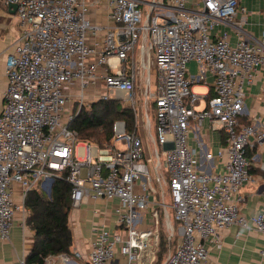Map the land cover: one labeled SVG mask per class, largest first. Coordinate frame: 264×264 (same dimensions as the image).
<instances>
[{"label": "built area", "instance_id": "obj_1", "mask_svg": "<svg viewBox=\"0 0 264 264\" xmlns=\"http://www.w3.org/2000/svg\"><path fill=\"white\" fill-rule=\"evenodd\" d=\"M102 1L110 9V25L93 22L87 14ZM241 1L4 0L17 4L22 30L7 58L0 111V239L10 238L18 210L26 217L27 191L41 181L46 191L65 170L72 207L89 199H119L116 226L104 221L94 226L90 264H112L117 251L126 264L154 263L159 212L153 211L154 228L142 227V212L154 203L165 206L155 199L166 193L165 184L180 239L162 264H207L206 240L234 224L264 232V211L247 216L241 207V187L255 180L252 137L264 141V132L240 119L246 86L264 69V33L245 40L248 11ZM238 14L240 39L232 43L228 30L219 28L234 24ZM191 61L214 75L213 94L201 109L195 107L200 94L192 90L194 81L188 76ZM152 67L158 73L154 90ZM144 72L145 95L137 106V80ZM110 98L133 107L137 129L128 130L119 121L105 146L80 140L71 127L73 119L84 106ZM137 108L154 144L148 152ZM205 119L226 134L218 152L225 160L215 173L198 169L197 151L188 143L191 125ZM80 146L86 149L83 156L77 154ZM257 166L264 172V157ZM16 185L22 187V203L15 201ZM61 256L66 262L71 258L68 251ZM21 262L37 264L26 257Z\"/></svg>", "mask_w": 264, "mask_h": 264}, {"label": "crops", "instance_id": "obj_2", "mask_svg": "<svg viewBox=\"0 0 264 264\" xmlns=\"http://www.w3.org/2000/svg\"><path fill=\"white\" fill-rule=\"evenodd\" d=\"M241 5L248 11L247 22L243 25L242 33L245 40L262 37L264 0H242ZM92 9L90 18L93 22L103 25L112 24L109 16L110 9L105 1ZM241 15L238 14L234 24L229 26L222 24L219 28V30H228V39L232 43H237L240 39L235 22ZM21 30L16 11H13L4 0H0V111L7 88V58L15 50ZM188 76L194 81L192 90L193 86L198 83L200 85V91H202L199 93L200 102L195 107L201 109L206 105L208 96L213 93L214 75L208 67L191 61ZM142 80L143 76H138V85ZM240 119L244 123L254 124L256 131L264 132V69H259L254 81L246 86V104ZM252 141L254 148L249 149L253 156L250 170L255 180L240 189L242 211L247 216L264 211V172L257 166L259 160L264 157V141H260L255 136L252 137ZM188 143L197 151L198 169L201 172L215 173L222 169L225 156L218 154L226 144V134L222 129L211 128L208 119L200 125L193 123L189 131ZM208 153H212L211 158L208 157ZM15 188V201L22 203V187L16 185ZM118 204L117 198L112 200L100 198L89 199L78 207H73L69 215V224L73 233V244L68 251L71 258L66 262L61 253L50 255L45 260L46 264H90L89 253L95 238L94 226L104 221L110 228H114L116 226L115 207ZM161 206L154 203L147 211L142 212L145 218L142 227H156L153 211L157 210L160 213ZM175 223L178 225L176 220ZM167 225H171L169 221ZM34 236L35 231L26 223L23 212L18 210L13 220L10 238L0 239V264H22V258L26 257L34 245ZM206 247L209 252L207 264H264V232L256 229L237 224L231 225L222 229L218 236L207 239ZM76 251H80L82 255L76 256ZM112 264H126V257L117 251Z\"/></svg>", "mask_w": 264, "mask_h": 264}, {"label": "trees", "instance_id": "obj_3", "mask_svg": "<svg viewBox=\"0 0 264 264\" xmlns=\"http://www.w3.org/2000/svg\"><path fill=\"white\" fill-rule=\"evenodd\" d=\"M119 121L128 130L137 129L136 112L133 107L120 98L97 99L80 110L71 127L77 130L80 140L105 146L114 135L115 122ZM249 155L252 156L250 151ZM67 172L62 171L55 177L51 196L41 187L33 186L27 191L24 200L25 221L35 231L34 245L26 255L28 263L45 264L48 256L70 251L73 233L69 215L73 207L72 185L66 179ZM168 245L169 239L162 227L158 247V250L162 249L160 257ZM156 260L157 255L154 263Z\"/></svg>", "mask_w": 264, "mask_h": 264}, {"label": "rangeland", "instance_id": "obj_4", "mask_svg": "<svg viewBox=\"0 0 264 264\" xmlns=\"http://www.w3.org/2000/svg\"><path fill=\"white\" fill-rule=\"evenodd\" d=\"M145 8V6H143ZM93 9H90L87 11V14L90 16L91 12H92ZM139 57V50L137 51V58ZM147 71V70H146ZM147 72H144L143 74V80L141 81L140 85H138L137 83V88H136V92H137V99H138V102H137V106L140 102V99L141 98H144V85L146 84V75ZM157 69L155 67H152L151 70H150V80H151V89L154 90L156 89V85H157ZM199 84V83H198ZM195 85L193 86V91L196 92V93H202V91H200V85ZM141 86V88H140ZM143 89V90H141ZM122 99V98H120ZM152 97L149 98V101L151 102L152 101ZM123 100V99H122ZM124 101V100H123ZM86 107V106H84ZM137 115H138V127H139V133L141 135V138L143 140V145L146 149V151L148 152V147H153L154 144H153V141H152V137L150 136V138L147 137V134H148V131L143 127V121H142V112H141V108H137ZM151 117L153 119V124L154 123V114L153 112H151ZM147 131V132H146ZM149 135V134H148ZM153 136H157V132H156V129L154 128L153 129ZM117 144L119 146H122L120 142H117ZM85 147L83 146H80L77 150V154L78 156H83L85 154ZM146 152V154H147ZM162 161H163V157H162ZM151 171L153 173V165H151ZM54 180H55V177H54ZM40 185H42V181L40 183H37L35 184V187H40ZM165 189H166V193L163 195V196H156V200L159 199L161 200L165 206H161L160 207V224H159V231L161 233V230H162V227L164 228L167 236H168V239H169V245H168V248L163 252L162 256L160 257V254L162 252V249L159 248L158 252L156 253L157 255V260L154 264H159V263H163L166 259H167V256L169 255V252L175 247V245L178 243L179 239H180V235H179V231H178V225L175 223V216H174V209L172 207L173 205V200H172V197L168 191V186L167 184H165ZM47 192V191H46ZM162 209V210H161ZM167 209V210H166ZM166 211H167V214H166ZM167 221H169V223L172 225V227L174 228V233L172 234V229H169L168 225H167ZM160 259V262L158 263Z\"/></svg>", "mask_w": 264, "mask_h": 264}, {"label": "water", "instance_id": "obj_5", "mask_svg": "<svg viewBox=\"0 0 264 264\" xmlns=\"http://www.w3.org/2000/svg\"><path fill=\"white\" fill-rule=\"evenodd\" d=\"M9 7H11L13 11H16V9H17V4H16V3H10V4H9ZM53 182H54V178H52V180H51V185L45 187V188H46V191H47V194H48L49 196H51V192H52V184H53Z\"/></svg>", "mask_w": 264, "mask_h": 264}]
</instances>
